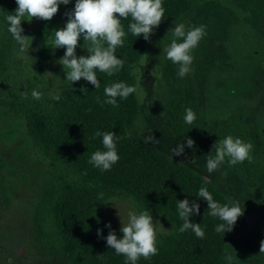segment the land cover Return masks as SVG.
Instances as JSON below:
<instances>
[{
    "label": "trees",
    "instance_id": "1",
    "mask_svg": "<svg viewBox=\"0 0 264 264\" xmlns=\"http://www.w3.org/2000/svg\"><path fill=\"white\" fill-rule=\"evenodd\" d=\"M165 14L153 33L160 34L170 28L190 8V0H162ZM252 3V1H250ZM16 0L0 3V118L10 115L23 117L30 138L41 146L54 164V181L41 193L38 211L41 214L43 235L48 245L69 258L73 264H126V258L106 245L107 234L97 235L93 228L95 213L93 202L106 196L107 191L126 195L132 201L156 208L175 227V235L158 239V255L140 258L137 264H222L227 255L231 232L217 233L223 223L208 214L207 201L198 197L201 187L207 188L213 199L221 205L232 204L223 193L208 184L204 178L188 167L173 164L155 149L135 140H122L120 135L132 128L138 115V102L132 93L127 99L117 98L118 107L102 103L107 97L104 89L115 82L134 86L131 74L143 52L145 39L134 36L129 24L131 17L122 20L126 36L115 55L123 59V68L112 76L96 70L100 87L83 78L61 90L59 100H37L32 97L36 85L23 71L17 58L20 45L8 32L6 17L14 14ZM245 8L244 6H242ZM204 11L198 24L206 26L210 44L220 29L230 24L222 12ZM118 15V14H117ZM27 20V17L25 18ZM27 35V21L21 22ZM106 46V45H105ZM221 51H223L220 48ZM198 54V48L192 55ZM219 56L223 55L218 53ZM166 100L163 104L165 120L172 137L177 141H194L198 154L213 150V145L231 135L253 145L252 161L232 165L237 169L256 196L264 216V113L236 110L227 120L203 124L197 118L192 124L185 122L186 109L195 113L199 91L191 82L178 76V65L166 60L161 68ZM81 89H87L83 92ZM27 93V98L22 93ZM99 97L101 103L97 102ZM115 132L120 157L110 171H101L89 163L91 155L104 150L102 136L95 133ZM188 199L200 205L198 215L190 222L200 223L204 237L198 238L189 229L179 231L184 221L177 211V201ZM98 255H103L102 258Z\"/></svg>",
    "mask_w": 264,
    "mask_h": 264
},
{
    "label": "rangeland",
    "instance_id": "2",
    "mask_svg": "<svg viewBox=\"0 0 264 264\" xmlns=\"http://www.w3.org/2000/svg\"><path fill=\"white\" fill-rule=\"evenodd\" d=\"M75 2L61 4L50 21L36 18L27 21L26 36L33 39H29L23 52L19 50L17 58L44 101H50L75 83L65 80L66 73L57 62L66 49H54L53 45L54 31L64 27L65 13L74 9ZM207 9L209 13H224L230 24L220 29L210 44H206L207 35L203 37L196 47L193 71L184 77L199 91L197 119L203 124H214L229 119L236 110L264 113V0H190L189 10L170 27L183 23L186 30L191 29ZM168 29L153 33L144 41L140 60L131 72L138 115L132 128L120 138L140 141L171 163L190 168L223 193L231 204L238 202L244 207L243 215L238 217L239 225L229 239L227 256L231 260L224 258L222 264H264V253H260L264 216L242 174L226 162L208 173L206 156L214 157L215 151L200 155L186 142L175 140L169 131L161 75L167 60L164 50L172 42ZM78 44L77 56L89 55L90 42L84 43L81 38ZM182 144L183 153L175 155ZM53 181L54 164L28 135L25 119L13 115L0 118V264H73L52 249L43 235L38 206L42 191ZM93 210V228L107 235L110 229L105 225L110 223L111 230L122 238L120 228L128 223V213L145 210L162 225H157V239L175 235L173 223L156 208L134 202L121 193L107 191L105 197L94 200Z\"/></svg>",
    "mask_w": 264,
    "mask_h": 264
},
{
    "label": "clouds",
    "instance_id": "3",
    "mask_svg": "<svg viewBox=\"0 0 264 264\" xmlns=\"http://www.w3.org/2000/svg\"><path fill=\"white\" fill-rule=\"evenodd\" d=\"M69 3L70 0H16L18 7L14 14L7 15L6 21L9 25L8 32L20 45V51L23 52L28 47L29 39L31 41L33 39L22 35L24 31L21 27L22 21L30 22L33 18L50 21L58 13L61 4L68 5ZM164 14L165 8L162 0H76L74 9L65 13L67 22L64 27L54 31V49H66L63 57L57 61L66 73L65 80L72 84L83 78L94 85L95 89L99 88L100 81L96 70L112 76L118 73L125 64L123 59L115 55L117 47L123 46V38L126 36L121 21L131 17L133 21L129 24L131 33L148 40L154 29L162 22ZM26 17L29 19L26 20ZM205 28L206 26L200 25L186 30L185 24L178 23L168 29V33L172 34V42L164 51L166 58L178 65L180 78L186 77L193 71L192 51L206 35ZM81 38L84 43L90 42L91 47L87 48L89 55L78 57L76 49ZM81 91L85 92L87 89H81ZM134 92H136L134 86H129L124 82L112 83L105 87L104 94L107 99L102 103L118 107L117 98L127 99ZM22 96L27 98V93H22ZM32 97L39 100L42 93L33 90ZM53 99L59 100V96H54ZM97 102L101 103L99 97H97ZM185 111V122L192 124L197 118L196 113L191 108ZM95 135L102 136L104 150L95 151L89 163L102 172L110 171L120 159L116 147V133L97 131ZM186 143L191 148L194 141L188 138ZM183 150L184 145L182 144L178 146L175 155L182 154ZM213 150L215 151L214 157L210 154L206 156L208 173L216 171L225 162L226 157L232 165L243 163L245 160L251 162L253 159V145L231 135L219 143L216 142ZM198 197L207 201L209 215L223 221L215 228L217 233L231 232L238 217L244 213V207H241L238 202L231 206L216 202L205 187L200 188ZM177 211L184 221L179 231L183 233L191 229L198 238L202 239L205 233L200 223L189 220L191 216L199 214L200 205L194 200L190 202L184 199L177 201ZM128 216V223H121L122 238H118L115 231L111 230L110 223L105 225L110 229L108 235L102 237L106 239V245L116 254L123 255L126 258V264H137L141 257L150 259L158 255L157 225L160 224L159 220L153 221L148 210L139 214L129 212ZM97 235L102 236L101 229H97ZM260 253H264V240L260 242ZM98 256L102 258L103 255ZM225 260L230 261L231 257L226 255Z\"/></svg>",
    "mask_w": 264,
    "mask_h": 264
}]
</instances>
